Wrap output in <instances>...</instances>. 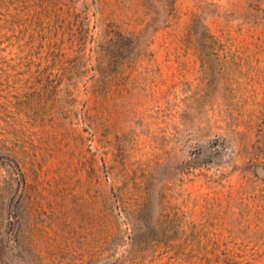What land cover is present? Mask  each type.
Listing matches in <instances>:
<instances>
[{"label":"rangeland","instance_id":"rangeland-1","mask_svg":"<svg viewBox=\"0 0 264 264\" xmlns=\"http://www.w3.org/2000/svg\"><path fill=\"white\" fill-rule=\"evenodd\" d=\"M0 264H264V0H0Z\"/></svg>","mask_w":264,"mask_h":264}]
</instances>
